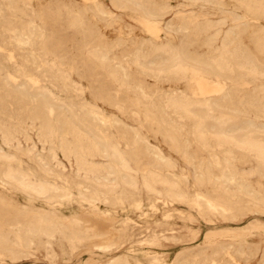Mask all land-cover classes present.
Segmentation results:
<instances>
[{
  "label": "rangeland",
  "instance_id": "obj_1",
  "mask_svg": "<svg viewBox=\"0 0 264 264\" xmlns=\"http://www.w3.org/2000/svg\"><path fill=\"white\" fill-rule=\"evenodd\" d=\"M263 144L264 0H0V264H264Z\"/></svg>",
  "mask_w": 264,
  "mask_h": 264
},
{
  "label": "bare ground",
  "instance_id": "obj_2",
  "mask_svg": "<svg viewBox=\"0 0 264 264\" xmlns=\"http://www.w3.org/2000/svg\"><path fill=\"white\" fill-rule=\"evenodd\" d=\"M237 2V1H236ZM247 2H249V1H247ZM113 3V2H112ZM239 3V2H238ZM237 3V4H238ZM20 4V3H19ZM111 4V3H110ZM114 4V3H113ZM244 4V3H243ZM248 4V3H247ZM251 4V3H250ZM253 4V3H252ZM256 4H258V3H256ZM162 5V4H161ZM24 6V5H23ZM112 6V5H111ZM156 6H159V5H157L156 4ZM239 6V5H238ZM253 6H254V4H253ZM263 6V5H262ZM241 7V6H240ZM239 7V8H240ZM247 7V6H246ZM255 7V6H254ZM146 8V7H145ZM157 8V7H156ZM252 8V7H251ZM33 9V8H32ZM160 9V8H159ZM258 9V8H257ZM263 11V10H262ZM160 14V13H159ZM256 14H258L257 13V11H256ZM31 15V14H30ZM154 15V14H153ZM158 15V14H157ZM257 16H259V15H257ZM260 17V16H259ZM234 18V17H233ZM232 18V19H233ZM263 18V17H262ZM35 22V21H34ZM39 22V21H38ZM108 22V21H107ZM194 22H196V21H194ZM105 23H106V21H105ZM165 23V22H164ZM197 23V22H196ZM195 23V24H196ZM200 24H201V22H200ZM241 25V24H240ZM110 26V25H109ZM188 26V25H187ZM108 27V26H107ZM196 28V27H195ZM38 29V28H37ZM194 29V28H193ZM43 30V29H42ZM231 30V29H230ZM238 30V29H237ZM236 30V31H237ZM224 31V30H223ZM199 33V32H198ZM36 35V34H35ZM38 35V34H37ZM40 35V34H39ZM43 36V35H42ZM206 37V36H205ZM204 37V38H205ZM35 39V38H34ZM235 39V38H234ZM38 40V39H37ZM41 40V39H40ZM119 40V39H118ZM142 40V39H141ZM146 41V40H145ZM259 42V41H258ZM115 43H117V42H115ZM227 43V42H226ZM225 43V44H226ZM112 44V43H111ZM138 44V43H137ZM204 45H205V43H203ZM144 45V44H143ZM240 45H241V43H240ZM240 45H238V46H240ZM148 46V45H147ZM254 46V45H253ZM151 47V46H150ZM233 47V46H232ZM37 49V48H36ZM111 49V48H110ZM142 49V48H141ZM144 49V48H143ZM152 49V48H151ZM165 49V48H164ZM227 49V48H226ZM237 50V49H236ZM260 50V49H259ZM95 51V50H94ZM101 51V50H100ZM110 51V50H109ZM134 51V50H133ZM149 51V50H148ZM166 51V50H165ZM219 51V50H218ZM261 51V50H260ZM40 52V51H39ZM42 52V51H41ZM87 51H85V53H86ZM97 52V51H96ZM144 52V51H143ZM147 52V51H146ZM238 52V51H237ZM243 52V51H242ZM89 53V52H88ZM102 53V52H101ZM132 53V52H131ZM141 53V52H140ZM241 53V52H240ZM92 54V53H91ZM90 54V55H91ZM100 53H98V55H99ZM152 54V53H151ZM95 55H96V53H95ZM102 55H104V54H102ZM187 55V54H186ZM150 56V55H149ZM229 56V55H228ZM139 57V56H138ZM188 57V56H187ZM216 57V56H215ZM224 57H225V55H224ZM93 58H94V56H93ZM126 58V57H125ZM236 58V57H235ZM110 59V58H109ZM212 59V58H211ZM236 59H238V58H236ZM56 60V59H55ZM134 60V59H133ZM144 60V59H143ZM194 60V59H193ZM217 60V59H216ZM223 60V59H222ZM96 61V60H95ZM132 61V60H131ZM210 61V60H209ZM220 61V60H219ZM227 61V60H226ZM97 62V61H96ZM16 63V62H15ZM104 63V62H103ZM135 63V62H134ZM226 63V62H225ZM214 64V63H213ZM243 64V63H242ZM247 64V63H246ZM131 65V64H130ZM181 65V64H180ZM219 65V64H218ZM223 65H224V63H223ZM101 66V65H100ZM179 66V65H178ZM250 66V65H249ZM114 67V66H113ZM112 67V68H113ZM215 67H216V65H215ZM251 67V66H250ZM225 68V67H224ZM65 69V68H64ZM105 69V68H104ZM137 69V68H136ZM184 69V68H183ZM13 70V69H12ZM52 70H54V69H52ZM66 70V69H65ZM113 70H115V69H113ZM112 70V71H113ZM142 70V69H141ZM225 70V69H224ZM238 70V69H237ZM169 71V70H168ZM182 71H185V70H182ZM151 72V71H150ZM154 72V71H153ZM221 72V71H220ZM256 72V71H255ZM65 73V72H64ZM145 73V72H144ZM163 73V72H162ZM165 73V72H164ZM191 73V72H190ZM142 74V73H141ZM152 74V73H151ZM161 74V73H160ZM192 74V73H191ZM258 74V73H257ZM158 75V74H157ZM173 75V74H172ZM59 76H61L60 74H59ZM63 76V75H62ZM65 76V75H64ZM116 76V75H115ZM168 76V75H167ZM170 76V75H169ZM171 77V76H170ZM173 77H175V75L173 76ZM43 78V77H42ZM67 78V77H66ZM113 78H115V77H113ZM182 78V77H181ZM63 79V78H62ZM68 79H69V77H68ZM116 79H118V78H116ZM157 79V78H156ZM163 79V78H162ZM46 80V79H45ZM114 80V79H113ZM66 81V80H65ZM167 81V80H166ZM46 82V81H45ZM118 82H120V81H118ZM123 82V81H122ZM46 84V83H45ZM68 84V83H67ZM116 84V83H115ZM122 84V83H121ZM42 86V85H41ZM118 86V85H117ZM120 87V86H119ZM41 88V87H40ZM38 89V88H37ZM42 89V88H41ZM56 89V88H55ZM80 89V88H79ZM24 90V89H23ZM75 90V89H74ZM44 91H45V89H44ZM179 91V90H178ZM172 92V91H171ZM77 93V92H76ZM165 93V92H164ZM47 94H48V92H47ZM78 94V93H77ZM79 95V94H78ZM175 95V94H174ZM186 96V95H185ZM144 97V96H143ZM160 97V96H159ZM184 97V96H183ZM3 98V97H2ZM175 98V97H174ZM52 99V98H51ZM146 99V98H145ZM176 99V98H175ZM187 99V98H186ZM173 100V99H172ZM170 101H171V99H170ZM46 102V101H45ZM168 102V101H167ZM172 102V101H171ZM175 102H178V101H174L173 103L175 104ZM180 102V101H179ZM187 102V101H186ZM185 102V103H186ZM19 103V102H18ZM180 104V106L181 105H183V106H185L186 104ZM197 103H199V102H197ZM64 104V103H63ZM170 104V103H169ZM168 104V105H169ZM179 104V103H178ZM207 104V103H206ZM48 105V104H47ZM175 105H177V104H175ZM174 105V106H175ZM91 106V105H90ZM170 106V105H169ZM171 106H172V103H171ZM179 106V107H180ZM187 106V105H186ZM12 107V106H11ZM93 107V106H92ZM151 107V106H150ZM179 107L177 106V108L179 109ZM190 107V106H189ZM73 108V107H72ZM117 108V107H116ZM181 108H183L182 106H181ZM188 108V107H187ZM119 109V108H118ZM70 110V109H69ZM174 110V109H173ZM175 110H177L176 108H175ZM180 110H182V109H180ZM179 110V111H180ZM184 110V109H183ZM64 111V110H63ZM99 111V110H98ZM121 111V110H120ZM170 111V110H169ZM187 111V110H186ZM5 112V111H4ZM96 112V111H95ZM182 112V111H181ZM244 112V111H243ZM178 113V112H177ZM176 113V114H177ZM186 113V112H185ZM187 113H188V111H187ZM101 114V113H100ZM173 114V113H172ZM182 114V113H181ZM184 114V113H183ZM210 114H212V113H210ZM260 114V113H259ZM103 115V114H102ZM135 115H136V113H135ZM193 115V114H192ZM27 116V115H26ZM44 116V115H43ZM179 116V115H178ZM157 117H159V116H157ZM204 117V116H203ZM182 119H184L183 117H181ZM215 118V117H214ZM219 118V117H218ZM68 119V118H67ZM160 119V118H159ZM161 119H162V117H161ZM189 119V118H188ZM191 119V118H190ZM197 119V118H196ZM215 119H217V118H215ZM21 120V119H20ZM58 120V119H57ZM186 120V119H185ZM206 120V119H205ZM160 121V120H159ZM163 121V120H162ZM177 121V120H176ZM187 121V120H186ZM214 121V120H213ZM216 121V120H215ZM200 122V121H199ZM160 123H161V121H160ZM191 123V122H190ZM196 123H197V121H196ZM204 123V122H203ZM203 123H201V124H203ZM242 123V122H241ZM18 124V123H17ZM82 125V124H81ZM164 125V124H163ZM169 125H171V124H169ZM168 125V126H169ZM195 125V124H194ZM207 125H209V123L207 124ZM84 126V125H83ZM191 126V125H190ZM196 126V125H195ZM210 126V125H209ZM211 126H213V125H211ZM75 127V126H74ZM169 128V127H168ZM176 128V127H175ZM175 128L173 129V131L175 130ZM197 128H199V127H197L196 126V129ZM206 128H208V127H206ZM219 128L220 129H222L223 130V128L221 127V126H219ZM72 129V128H71ZM104 129V128H103ZM210 129V128H209ZM105 130V129H104ZM201 130H202V126H201ZM217 130V129H216ZM13 131V130H12ZM39 131V130H38ZM37 131V132H38ZM76 131V130H75ZM106 131V130H105ZM191 131V130H190ZM189 131V132H190ZM192 131H195V129L194 130H192ZM233 131V130H232ZM29 132V131H28ZM27 132V133H28ZM103 132V131H102ZM197 132H198V130H197ZM224 132V131H223ZM8 133V132H7ZM107 133V132H106ZM193 133V132H192ZM200 133H203V131L202 132H200ZM9 134V133H8ZM15 134V133H14ZM112 134V133H111ZM110 134V135H111ZM190 134V133H189ZM226 134V133H225ZM255 134V133H254ZM39 135V134H38ZM79 135V134H78ZM137 135V134H136ZM218 135V134H217ZM216 135V136H217ZM221 135H222V133H221ZM2 136V135H1ZM8 136V135H7ZM138 136V135H137ZM194 136V135H193ZM197 136V135H196ZM205 136H206V134H205ZM37 137V136H36ZM85 137V136H84ZM115 137V136H114ZM138 137H141V136H138ZM204 137V136H203ZM228 137V136H227ZM229 137H230V135H229ZM228 137V138H229ZM23 138V137H22ZM81 138V137H80ZM90 138V137H89ZM199 138V137H198ZM197 138V139H198ZM220 138V140H223V139H221V137H219ZM231 138H233V137H231ZM242 138V137H241ZM246 138V137H245ZM244 138V139H245ZM248 138V137H247ZM246 138V139H247ZM14 139H16V138H14ZM79 139V138H78ZM85 139V138H84ZM192 139H194V137H192ZM200 139V138H199ZM250 139V138H249ZM98 140V139H97ZM201 140V139H200ZM202 140H205L204 138L202 139ZM201 140V141H202ZM212 140V139H211ZM218 140V139H217ZM219 140V141H220ZM18 141V140H17ZM82 141V140H81ZM147 141V140H146ZM225 141H226V139H225ZM232 141V140H231ZM235 141V140H234ZM243 141V140H242ZM245 141V140H244ZM254 141V140H253ZM196 142H198V141H196ZM210 142V141H209ZM233 142V141H232ZM257 142V141H256ZM26 143V142H25ZM38 143V142H37ZM147 143V142H146ZM219 143V142H218ZM227 143H228V141H227ZM231 142H229V144H230ZM238 143V142H237ZM248 143H251L250 142V140H249V142ZM258 143V142H257ZM260 143H262V142H260ZM32 144V143H31ZM89 144V143H88ZM125 144V143H124ZM247 144V143H246ZM93 145V144H92ZM97 145V144H96ZM108 145V144H107ZM204 146H205V144H203ZM264 145V144H263ZM262 145V146H263ZM110 145H108V147H109ZM148 146V145H147ZM151 146V145H150ZM184 146V145H183ZM207 146V145H206ZM223 146V145H222ZM221 146V147H222ZM228 146H230V145H228ZM240 146V145H239ZM243 146H245V144L243 145ZM242 146V147H243ZM85 147V146H84ZM152 147V146H151ZM154 147V146H153ZM156 147V146H155ZM253 147V146H252ZM264 147V146H263ZM128 148V147H127ZM204 148V147H203ZM214 148V147H213ZM248 148V147H247ZM246 148V149H247ZM254 148H256L255 150L257 151V153H259V155H260V157H262V160H263V164H264V149H262L261 147H260V145H255L254 146ZM85 149V148H84ZM126 149V148H125ZM157 149V148H156ZM207 149V148H206ZM211 149V148H210ZM32 150V149H31ZM60 150V149H59ZM88 150V149H87ZM102 150H103V148H102ZM214 150V149H213ZM248 150V149H247ZM250 150V149H249ZM111 151V150H110ZM114 152H116V151H114ZM114 152H113V154H114ZM252 152H253V150H252ZM30 153V152H29ZM83 153V152H82ZM96 153V152H95ZM120 153V152H119ZM212 153V152H211ZM257 153H256V156L258 157V155H257ZM118 154V153H117ZM156 154H157V152H156ZM160 154V153H159ZM12 155V154H11ZM180 155V154H179ZM254 155V154H253ZM52 156V155H51ZM62 156V155H61ZM79 156V155H78ZM119 156H120V154H119ZM118 157V156H117ZM260 157L258 158V159H260ZM1 158H3V157H1ZM7 158V157H6ZM93 158V157H92ZM120 158V157H119ZM122 158V157H121ZM120 158V159H121ZM182 158V157H181ZM42 159V158H41ZM27 160V159H26ZM40 160V159H39ZM103 160V159H102ZM184 160V159H183ZM156 161V160H155ZM185 161H186V159H185ZM212 161V160H211ZM261 161V160H260ZM80 162V161H79ZM121 162V161H120ZM126 161H124L123 160V162H121V163H125ZM216 162V161H215ZM257 162V161H256ZM28 163V162H27ZM57 163V162H56ZM163 163H165V162H163ZM220 163V162H219ZM262 163V162H261ZM126 164V163H125ZM189 164V163H188ZM217 164V163H216ZM58 165V164H57ZM175 165V164H174ZM119 166V165H118ZM126 166V165H125ZM221 166V165H220ZM61 167V166H60ZM124 167V166H123ZM201 167V166H200ZM206 167V166H205ZM263 167V166H262ZM9 168V167H8ZM130 168V167H129ZM10 169V168H9ZM165 169V168H164ZM201 169V168H200ZM264 169V168H263ZM64 170V169H63ZM168 170V169H167ZM170 170V169H169ZM172 170H173V168H172ZM6 171V170H5ZM44 171V170H43ZM52 171V170H51ZM1 172H2V170H1ZM9 172H11V171H8V173ZM123 171H121V173H122ZM151 172V171H150ZM7 173V172H6ZM13 173V172H12ZM52 173V172H51ZM154 173V172H153ZM1 174V173H0ZM50 174V173H49ZM104 174V173H103ZM120 174V173H119ZM130 174V173H129ZM129 174H128V176H129ZM147 174V173H146ZM240 174V173H239ZM3 175V174H2ZM15 175H17L16 173H15ZM18 175H19V173H18ZM24 175V174H23ZM26 175V174H25ZM109 175V174H108ZM7 176V175H6ZM10 176V175H9ZM14 176V175H13ZM106 176V175H105ZM159 176H160V174H159ZM12 177V176H11ZM15 177H17V176H15ZM163 177H165V176H163ZM209 177V176H208ZM4 178V177H3ZM22 178V177H21ZM25 178V177H24ZM1 179H2V177H1ZM10 179V178H9ZM94 179V178H93ZM121 179V178H120ZM141 179V178H140ZM153 179V178H152ZM18 180V179H17ZM17 180H16V182H17ZM23 180V179H22ZM125 180V179H124ZM132 180H134V178L132 179ZM148 180V179H147ZM163 180V179H162ZM208 180V179H207ZM5 181V180H4ZM12 181V180H11ZM111 181V180H110ZM122 181V180H121ZM183 181V180H182ZM217 181V180H216ZM13 182V181H12ZM20 183H22L21 181H19ZM28 182H29V180H28ZM27 182V183H28ZM96 182V181H95ZM107 182V181H106ZM18 183V182H17ZM97 183V182H96ZM122 183V182H121ZM124 183V182H123ZM155 183H156V181H155ZM210 183V182H209ZM217 183V182H216ZM19 184V183H18ZM31 184V183H30ZM30 184H28V185H30ZM93 184V183H92ZM133 184V183H132ZM152 184V183H151ZM156 184H158V183H156ZM182 184V183H181ZM214 184V183H213ZM20 185V184H19ZM35 185V184H34ZM116 185V184H115ZM114 185V186H115ZM142 185V184H141ZM32 186V185H31ZM41 186V185H40ZM49 186V185H48ZM51 186V185H50ZM209 186V185H208ZM33 187V186H32ZM35 187V186H34ZM33 187V188H34ZM65 187V186H64ZM67 187V186H66ZM107 187V186H106ZM126 187V186H125ZM166 187V186H165ZM169 187V186H168ZM177 187V186H176ZM211 187H213V186H211ZM220 187V186H219ZM32 188V189H33ZM36 188V187H35ZM214 188V187H213ZM251 188V187H250ZM30 189V188H29ZM38 189H41V188H38V186H37V190ZM50 189V188H49ZM106 189V188H105ZM163 189V188H162ZM168 189V188H167ZM37 190H35L36 192H38ZM46 190V189H45ZM58 190H60V189H58ZM74 190V189H73ZM154 190H155V188H154ZM251 190V189H250ZM25 191V190H24ZM167 191H169V190H167ZM226 191V190H225ZM41 192H42V190H41ZM41 192H39V193H41ZM62 192H63V189H62ZM233 192V191H232ZM39 193H38V195H39ZM71 193V192H70ZM176 193V192H175ZM169 194V193H168ZM245 194V193H244ZM259 194V193H258ZM21 195H23V194H21ZM36 195V194H35ZM153 195V194H152ZM182 195V194H181ZM239 195H241V194H239ZM243 195V194H242ZM108 196V195H107ZM166 196H167V194H166ZM185 196V195H184ZM246 196V195H245ZM248 196V195H247ZM155 197V196H154ZM232 197H233V195H232ZM251 197V196H250ZM146 198V197H145ZM178 198V197H177ZM166 199H168V198H166ZM171 199V198H170ZM260 199H262V198H260ZM74 200H75V198H74ZM179 200V199H178ZM186 201V200H185ZM176 202V201H175ZM181 202V201H180ZM259 202H261L260 200H259ZM54 203V202H53ZM69 203V202H68ZM71 203V202H70ZM168 203V202H167ZM74 204V203H73ZM250 204V203H249ZM256 204V203H255ZM249 206V205H248ZM83 207V206H82ZM256 207V206H255ZM261 208V207H260ZM172 209V208H171ZM251 209V208H250ZM196 211V210H195ZM251 212V211H250ZM260 213V212H259ZM264 213V212H263ZM250 214V213H249ZM222 219V218H221ZM66 220V219H65ZM176 220V219H175ZM71 221V220H70ZM74 221V220H73ZM19 222V221H18ZM235 224V223H234ZM251 224V223H250ZM249 224V225H250ZM248 225V224H247ZM256 226V225H255ZM16 229V228H15ZM182 229V228H181ZM56 231V230H55ZM58 232V231H57ZM191 233H192V231H191ZM214 233V232H213ZM62 235V234H61ZM194 235V234H193ZM176 236V235H175ZM196 236V235H195ZM194 236V237H195ZM171 238V237H170ZM218 239V238H217ZM8 240V239H7ZM56 241V240H55ZM192 241V240H191ZM181 244V243H180ZM201 246V245H200ZM213 247V246H212ZM69 248H71V246L69 247ZM99 248V247H98ZM119 248V247H118ZM72 249V248H71ZM70 251V250H69ZM9 252H11V251H9ZM23 253V252H22ZM215 254V253H214ZM53 255V254H52ZM69 255V254H68ZM175 255V254H174ZM54 256V255H53ZM118 257V256H117ZM176 257V256H175ZM208 258V257H207ZM12 259V258H11ZM14 260V259H13ZM183 260V259H182ZM181 260V261H182ZM190 261V260H189ZM180 262V261H179ZM32 264V263H31Z\"/></svg>",
  "mask_w": 264,
  "mask_h": 264
}]
</instances>
